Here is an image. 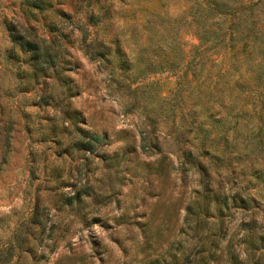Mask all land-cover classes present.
I'll use <instances>...</instances> for the list:
<instances>
[{"label": "rangeland", "instance_id": "1", "mask_svg": "<svg viewBox=\"0 0 264 264\" xmlns=\"http://www.w3.org/2000/svg\"><path fill=\"white\" fill-rule=\"evenodd\" d=\"M29 1L0 0V247L35 195L53 228L15 264H264L246 244L264 239V0ZM10 22L56 50L63 121L10 55ZM84 134L101 141L77 150ZM205 181L221 210L186 219ZM58 192L80 193L77 215L55 214Z\"/></svg>", "mask_w": 264, "mask_h": 264}, {"label": "trees", "instance_id": "2", "mask_svg": "<svg viewBox=\"0 0 264 264\" xmlns=\"http://www.w3.org/2000/svg\"><path fill=\"white\" fill-rule=\"evenodd\" d=\"M26 5H31L35 9H41V5L36 1L25 0ZM24 12V15H29ZM91 16H87L86 19L89 21ZM249 22L255 23V19H249ZM94 24V23H93ZM92 24V25H93ZM5 35L7 42L9 43V53L10 55H15L16 58H20L21 61L25 62L26 65V75L37 84L40 80L39 87V101L42 105H52L57 111L58 115L62 121L64 118H68L69 111L66 107L59 106V103L63 101L71 92V85L66 83V78L60 73L62 68L61 61L58 60V55L56 50L52 49V46L48 44H41L31 37L29 38V29L22 24L16 25L12 22L6 23L5 25ZM28 32V35H26ZM97 42V41H96ZM110 51V50H109ZM17 52V54H15ZM106 52L104 48H100L98 51H88L85 53L92 57L94 54L100 56L104 55ZM119 49L117 46L114 48V53H118ZM108 54V53H107ZM148 70V69H146ZM144 71H141L138 75H142ZM74 124V123H73ZM64 129V128H63ZM75 129L80 136L82 133L79 131L75 125ZM50 131L53 136H56L55 126H53ZM84 134L87 140L81 141L80 138H76L72 143L73 146H78L77 150L87 151L93 148L95 143H99L101 139L97 136ZM82 136V135H81ZM80 136V137H81ZM54 141L59 144V139L54 137ZM44 170V169H42ZM28 179L32 180L34 173L32 169L28 170ZM48 177H52L56 183V188L61 189V170H52ZM36 178V177H35ZM57 197L53 199L51 204L55 207V214L58 212L73 213L77 215L80 211L82 205V199L79 192L73 194L58 192ZM199 195V197H197ZM211 191V187L208 181L202 184V191L197 194L192 199L190 203L186 205L185 213L186 219L196 220L197 218L204 217L209 214L210 202L216 201L217 212H220L221 207L218 205V197ZM237 197V196H236ZM233 197L232 204L236 202H243V207H247V201H242ZM217 198V199H216ZM225 197L220 201V204L224 202ZM44 196L35 195L33 200H31L30 211L23 222L18 224L11 235L8 236L7 244L4 247H0V264H8L15 262L22 256L30 254L34 243L36 246L42 245L47 246V241L44 238H48L47 234L43 238V234L46 230L47 221L50 222L51 215L48 212L49 201ZM237 206V205H236ZM188 217V218H187ZM34 227L36 229H34ZM53 228V223L50 222V227L48 232ZM246 244L251 249H259L264 244L263 237H258V240H254L252 236H247ZM52 245V244H51Z\"/></svg>", "mask_w": 264, "mask_h": 264}]
</instances>
